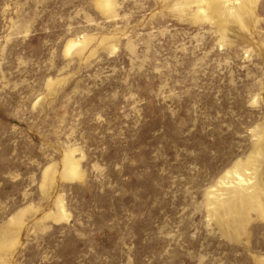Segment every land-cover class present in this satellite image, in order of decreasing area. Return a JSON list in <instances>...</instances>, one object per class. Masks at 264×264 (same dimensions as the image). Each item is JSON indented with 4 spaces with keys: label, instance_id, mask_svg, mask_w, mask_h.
<instances>
[{
    "label": "rangeland",
    "instance_id": "374dc122",
    "mask_svg": "<svg viewBox=\"0 0 264 264\" xmlns=\"http://www.w3.org/2000/svg\"><path fill=\"white\" fill-rule=\"evenodd\" d=\"M210 1L0 0V264H264V0Z\"/></svg>",
    "mask_w": 264,
    "mask_h": 264
},
{
    "label": "bare ground",
    "instance_id": "6f19581e",
    "mask_svg": "<svg viewBox=\"0 0 264 264\" xmlns=\"http://www.w3.org/2000/svg\"><path fill=\"white\" fill-rule=\"evenodd\" d=\"M196 1H198V3H199V12L205 14L204 18L206 17V19L212 21V18H213L212 17V10H213L212 2L210 0H196ZM226 1H231V0H226ZM111 4H112L111 3V0H103L102 6L105 7L106 9H110L111 8ZM70 166H71L70 169H71L72 175H77V170H76L77 165H76V163L70 162ZM243 206H244V204H243ZM239 208L240 207H238V205L235 203L234 205H229V206L227 204V206H226L225 209H226V211H229V209L230 210L232 209L234 211L239 212L238 211ZM248 209H255L257 211H261L262 210L261 205H260V203L257 200H255V199H252L251 200L250 197L249 198H246L245 197V207H244V210H248ZM241 213L243 214V211ZM240 222H242V221H240Z\"/></svg>",
    "mask_w": 264,
    "mask_h": 264
}]
</instances>
